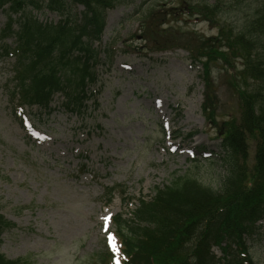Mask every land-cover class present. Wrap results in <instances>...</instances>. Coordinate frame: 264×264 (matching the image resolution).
Returning <instances> with one entry per match:
<instances>
[{"label": "rangeland", "instance_id": "obj_1", "mask_svg": "<svg viewBox=\"0 0 264 264\" xmlns=\"http://www.w3.org/2000/svg\"><path fill=\"white\" fill-rule=\"evenodd\" d=\"M123 1L107 11L102 40L93 42L101 61L98 80L88 90L98 106L91 98L82 113L66 109L57 96L50 115L25 108L22 123L11 98V61L0 50V214L15 225L2 234L0 253L9 260L101 264L107 247L117 248L111 218H130L138 199L153 197L175 173L190 172L205 185L219 186L222 168L204 162V153L213 152L212 161H218L220 138L240 123L243 92L231 80L243 72L241 63H218L207 94L202 56L206 41L212 44L219 31L188 16L199 12L196 2ZM259 1H226L219 14L226 32L248 30ZM83 11L76 5L73 18L79 20ZM35 15L45 23L60 20L51 11ZM6 20L0 12V30ZM263 44L253 45L254 55ZM108 51L114 52L111 66ZM240 81V91L247 87L251 93L255 82ZM248 147L252 167L256 143L250 140ZM117 186L126 190V203L118 194L106 198V190ZM260 231L262 238L251 248L256 263L264 264V227Z\"/></svg>", "mask_w": 264, "mask_h": 264}, {"label": "trees", "instance_id": "obj_2", "mask_svg": "<svg viewBox=\"0 0 264 264\" xmlns=\"http://www.w3.org/2000/svg\"><path fill=\"white\" fill-rule=\"evenodd\" d=\"M214 1L212 4L210 0H196L199 12L192 13L219 31L218 37L210 40L212 44L206 41L207 53L202 56L206 58L203 75L206 93L214 87L212 74L218 63L229 66L240 62L243 72L232 77L231 83L235 81L241 89V79L245 85L252 80L254 89L251 93L247 87L239 89V94L243 92L240 123L229 127L221 138L224 156L220 163H214L223 171L218 188L203 184L190 172L183 175L177 172L171 182L156 188L151 200H139L133 218L125 219L123 215L114 218L126 259L124 264H257L249 241L258 236L257 223L264 220V44L256 58L253 45L264 43V0L258 2L250 28L234 36L233 31L226 32L219 18L228 0ZM123 2L0 0V8H9L1 39L15 36L17 41L13 54L18 57L15 80L21 99L48 108L53 97L62 93L67 97L68 108L81 111L85 86L87 81L96 80L94 67L100 61L93 42L101 41L107 11ZM76 5L84 7L79 20L72 16ZM29 7L55 12L60 20L40 22L27 13ZM10 13L22 16L17 32L12 31L17 20ZM4 52L7 56L8 49ZM108 55L111 61L112 55ZM204 109L209 107L205 105ZM250 140L256 143L252 167L248 164ZM114 191L109 189L107 196L110 198ZM11 228L13 224L0 215V245L2 234ZM215 246L222 250L223 259L212 253ZM101 262L105 264L102 257ZM25 263V259L10 261L0 254V264Z\"/></svg>", "mask_w": 264, "mask_h": 264}, {"label": "bare ground", "instance_id": "obj_3", "mask_svg": "<svg viewBox=\"0 0 264 264\" xmlns=\"http://www.w3.org/2000/svg\"><path fill=\"white\" fill-rule=\"evenodd\" d=\"M65 96V95H64ZM65 100L67 101V97L65 96Z\"/></svg>", "mask_w": 264, "mask_h": 264}, {"label": "snow or ice", "instance_id": "obj_4", "mask_svg": "<svg viewBox=\"0 0 264 264\" xmlns=\"http://www.w3.org/2000/svg\"><path fill=\"white\" fill-rule=\"evenodd\" d=\"M114 239V238H113Z\"/></svg>", "mask_w": 264, "mask_h": 264}]
</instances>
